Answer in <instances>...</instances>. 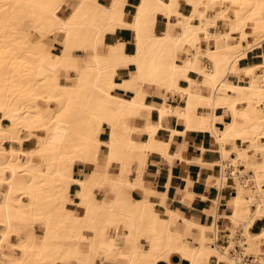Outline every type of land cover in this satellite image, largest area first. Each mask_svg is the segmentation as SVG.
Here are the masks:
<instances>
[{
  "label": "bare ground",
  "instance_id": "6f19581e",
  "mask_svg": "<svg viewBox=\"0 0 264 264\" xmlns=\"http://www.w3.org/2000/svg\"><path fill=\"white\" fill-rule=\"evenodd\" d=\"M260 218L264 0H0V264H264Z\"/></svg>",
  "mask_w": 264,
  "mask_h": 264
},
{
  "label": "crops",
  "instance_id": "0c3cea01",
  "mask_svg": "<svg viewBox=\"0 0 264 264\" xmlns=\"http://www.w3.org/2000/svg\"><path fill=\"white\" fill-rule=\"evenodd\" d=\"M124 37L127 38L128 35L125 34ZM153 116L156 117V113L155 112H154ZM181 140L182 139L180 137H176L174 139L173 144L175 145V147L177 149L183 148V153H184V155L186 154L185 156H187V157H191L193 155V153L200 152L199 145H201V144H206L210 148L216 147V144L214 143V141H212V139H210L208 136L189 135L186 138V140L184 141L183 147H182V144H181ZM214 156H216V155H214ZM150 167L152 169V174H154V171L158 167H160L163 171H166V169L169 168V164L167 162L161 161L159 157L153 156L151 158V161H150ZM211 168L212 167L206 165L200 171L202 172V175H205L206 173L210 172ZM203 172H205V173H203ZM188 173L192 177H195V175L197 173V166L194 165L193 168L192 167L189 168V167L183 165L182 163H180L178 160H176L174 162V175H175L174 182H180V177L183 176V175H186ZM210 179H211V177H210ZM153 180H154L153 182L160 183V181H159L160 179H158V177L153 178ZM203 184H204L203 180H200L199 183L193 181V185H195V186H193L192 189L194 191H197L198 194H200V193L206 194L207 191L204 189ZM155 186H157V185H155ZM193 205L195 207V210H199V208L202 207V206L204 207L206 205V203L203 202V201H200V200H196V201L193 202ZM179 207H180V210L185 215H190V210H189V207H188L186 202L185 203H181L179 205ZM206 220H209V218L206 217ZM263 227H264V218H260V219H258L255 222V224H254V226L252 227L251 230L254 233H259L262 230ZM221 241L224 242V238H222ZM188 263L189 262H188L187 259H182V261L180 262V264H188Z\"/></svg>",
  "mask_w": 264,
  "mask_h": 264
},
{
  "label": "rangeland",
  "instance_id": "374dc122",
  "mask_svg": "<svg viewBox=\"0 0 264 264\" xmlns=\"http://www.w3.org/2000/svg\"><path fill=\"white\" fill-rule=\"evenodd\" d=\"M125 34L128 35L127 38L124 37ZM119 35H120V38H121L122 40H125V41H127V42H131V40H132V36H131V34H129V33L121 32V33H119ZM129 40H130V41H129ZM147 90H148L150 93H152V95L155 93V92H154L155 89L152 88V87H151V88H148ZM163 93H164L163 90L156 89V95H157V99H158V100L161 99ZM160 94H161V95H160ZM155 113H156V117H157V112L155 111ZM232 188H233V189H232ZM231 191H234V183H232ZM221 242H222V241H221ZM222 243H223V242H222Z\"/></svg>",
  "mask_w": 264,
  "mask_h": 264
},
{
  "label": "built area",
  "instance_id": "2783aa9c",
  "mask_svg": "<svg viewBox=\"0 0 264 264\" xmlns=\"http://www.w3.org/2000/svg\"><path fill=\"white\" fill-rule=\"evenodd\" d=\"M252 258H253L252 256H248L247 259H248V261L250 262V261L252 260Z\"/></svg>",
  "mask_w": 264,
  "mask_h": 264
}]
</instances>
